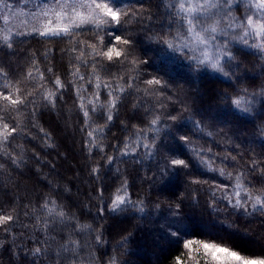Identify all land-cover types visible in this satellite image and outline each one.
<instances>
[{"label":"trees","instance_id":"16d2710c","mask_svg":"<svg viewBox=\"0 0 264 264\" xmlns=\"http://www.w3.org/2000/svg\"><path fill=\"white\" fill-rule=\"evenodd\" d=\"M12 2L14 11L22 7L29 9L24 5L25 0ZM118 2L142 13V16L108 31L132 39L129 58L138 61L139 71L133 74L138 81L157 78L165 87L155 95L138 92L136 86L128 89L121 94L117 107L112 110L111 122L106 118L107 107L98 108L96 112H90L87 127L83 113L77 107L73 87H69L57 100L55 108L42 105L38 108L34 117L36 127L28 122L27 112L19 117L23 131L13 142L22 146L16 149L19 154L17 162L0 157V164H3L0 168V209L19 215L11 235L0 232V241L3 242L0 264H33L35 258L29 252L35 247L32 241L45 238L44 234L36 231L35 217L41 214L39 206L46 198L55 199L69 216H75L81 224L91 226L81 239L96 249V256L99 257L96 264H107L113 256L119 264H172L173 258L185 251L182 241L191 238L216 241L247 254L264 255V241L259 242L255 237L264 232V213L254 212L250 207L247 213L227 207V201L221 198L219 190L214 201L210 188L226 185L219 184L220 181L231 186L234 181L209 171L200 163V158L193 155L195 147L197 151L204 152L211 149L210 154L217 157L235 156V160L224 163L216 159L214 167L224 168L233 176L244 173L257 188L264 186V180L257 182L247 171L250 156L264 158V139L255 134L257 126L264 124V104H257L251 115H244L233 111L223 99L224 94L234 95L236 89L247 88L252 92L264 87V61H259L246 49L238 53L240 67L236 74L240 82L233 78L230 84L218 74L197 69L183 55L156 39L167 31V0ZM18 25L22 31L27 30ZM18 39L22 42L13 49L0 50V66L13 82L21 80L25 88L32 90V83L24 80V76L34 57L41 69L51 66L65 83L71 79L70 76L67 79L63 76L70 60V54L62 51L69 47L66 41L49 42L42 37L27 35ZM79 39L92 42L95 34L85 32ZM111 39L110 35H105L106 43ZM48 49L53 51L45 61L42 53ZM81 72L86 73L87 70L81 68ZM109 72L127 79V68L124 66L117 65ZM100 75L108 78L107 73ZM84 86L88 89L85 95L91 98L94 84ZM139 86L143 87L142 84ZM104 99L102 91L101 102ZM37 102L40 104L39 98ZM68 111H71L68 124L81 163L76 162L74 154L68 155V141L60 135L58 121L65 119ZM148 112L161 114L158 134L148 133L149 136L156 135L154 154L146 155L145 150L140 149L130 155H122L124 143H131L135 139L134 132L144 128L152 118L147 115ZM168 114L176 119H168ZM196 122H200L203 133L196 128ZM94 129L103 131L95 132V144L89 151L85 143L89 139L87 132ZM180 135H187L191 144H182L178 139ZM106 155L114 157L111 164L104 159ZM170 157L183 158L189 166L178 173L172 169L168 176L160 179L157 173ZM65 160L73 162L75 169L67 166ZM93 167L98 169V173L91 172ZM76 175H80V181L87 183L81 188L80 196L75 195L79 181H76ZM255 176L258 178L259 173ZM193 180L202 183L196 184ZM125 184L131 199L143 202V211L130 206L125 213L111 211L113 194ZM177 204L179 215L174 214ZM26 212L29 215L26 216ZM170 214L180 225L182 221L186 224V230L179 229V236L175 238L164 237L158 226L159 216ZM97 234L102 237L100 245L95 244ZM124 236L128 239L121 247ZM163 241L166 245L162 246L160 243ZM142 249L149 251L151 257H142L139 253ZM36 264L41 262L36 261ZM43 264H49V261L45 259Z\"/></svg>","mask_w":264,"mask_h":264},{"label":"snow or ice","instance_id":"6c2138e0","mask_svg":"<svg viewBox=\"0 0 264 264\" xmlns=\"http://www.w3.org/2000/svg\"><path fill=\"white\" fill-rule=\"evenodd\" d=\"M14 7L12 0H0V50L13 49L16 44L22 42L18 38L25 35L42 37L49 42L66 41L69 47L62 51L70 54V60L69 68L63 76L65 79L70 76L71 79L65 83L51 66L41 69L40 63L34 57L24 76V80L32 83V90L29 91L21 80L13 82L0 66V157H7L13 163L17 162L19 154L16 149L22 146L13 142L23 131L19 117L27 112L28 122L32 127H36L34 117L38 108L41 105L55 108L57 100L63 97L69 87L74 88L77 107L83 113L86 127L91 119L90 112H96L98 108L107 107L106 118L111 122L112 110L117 107L121 94L128 89L136 86L135 90L138 92L155 95L165 87L157 78L138 81L133 75L139 71L138 61L129 58L132 39L115 31H108L142 16V13L126 8L118 0H41L35 9L28 13H17ZM165 7L167 31L156 39L183 55L197 69L218 74L219 78L231 84L233 78L237 83L240 82L236 74L240 67L237 63L238 53L246 49L259 61H264V0H167ZM18 16L30 17L19 22L27 31H22L21 27L13 23L14 18ZM85 32L94 33V41L79 39ZM101 33L110 35L112 39L106 43L105 35ZM52 51L48 49L42 53L45 61ZM117 65L127 68V79L125 76L109 72L110 68ZM81 68L87 72L82 73ZM102 72L107 73V79L100 75ZM85 84H94L91 98L85 95L88 92ZM102 91L105 93L103 102ZM38 98L40 104L37 102ZM223 99L233 111L251 115L257 104H264V87L252 92L247 88L236 89L234 95L224 94ZM147 115L152 118L144 128H138L134 132L135 139L131 143H124L122 155H130L140 149L145 150L146 155L154 154V149L157 148L156 135L149 136L148 133L158 134L159 124L162 122L161 114L148 112ZM168 119L175 120L176 117L168 114ZM195 126L203 133L200 122H196ZM40 131L43 132L44 129L41 128ZM96 131L103 129L87 132L89 139L85 143L89 146V151L95 144ZM255 134L264 139V124L257 126ZM178 139L185 146L191 144L187 135H180ZM95 146L102 150L99 145ZM210 153L211 149L204 152L193 147V155L200 158V163L205 168L234 181L231 186L215 185L210 188L214 201L216 191L219 190L222 193L221 198L227 201V207L245 213L250 207L254 212L264 213V186L257 188L244 173L233 176L231 172L226 173L224 168L214 167L216 159L219 158L221 163H224L230 159L235 160V156L217 157ZM104 159L111 164L114 157L106 155ZM249 160L248 173L252 174L257 182L264 180V158L253 155ZM188 166L185 159L170 157L164 161V167L159 169L157 175L163 179L169 175L170 170L175 169L178 173L180 169ZM2 167L3 164H0V168ZM91 172L96 174L98 169L93 167ZM256 173H259L258 178ZM192 182L202 183L199 180ZM100 195L103 196L102 191ZM142 205V201L134 202L131 199L125 184L113 194L111 211L125 213L130 207L143 211ZM39 208L41 214L35 217L38 225L36 231L44 234L45 238L32 241L35 247L29 252L35 258L33 264H36V261L43 264L45 259L49 264H96L99 259L96 249L81 239L82 234L90 229V225L81 224L75 216H69L55 199L46 198ZM174 214L179 215V204L175 206ZM25 215L29 214L26 212ZM18 221V214L0 209V232L11 235ZM71 221L75 222L70 223ZM171 235L178 237L179 233L173 231ZM127 239V236L122 237L121 247ZM2 243L0 241V246ZM101 243L102 237L97 234L95 244ZM182 247L185 251L175 256L172 264H264V255L247 254L216 241L184 239ZM107 264H119V261L113 256Z\"/></svg>","mask_w":264,"mask_h":264},{"label":"rangeland","instance_id":"374dc122","mask_svg":"<svg viewBox=\"0 0 264 264\" xmlns=\"http://www.w3.org/2000/svg\"><path fill=\"white\" fill-rule=\"evenodd\" d=\"M40 2H41V0H35V1L34 0H27V2L24 3V5L29 6V9L26 10V9H24L22 7V8H19L18 10H15V12H17V13H20V12L28 13V12L33 10V7H35V5L37 3H40ZM28 19H30V17L18 16L16 18H14L13 23H15V24H17V26H19L18 24H19L20 21H22V20L25 21V20H28ZM23 31H27V30H23ZM70 112L71 111H68L67 113H65L66 114L65 115V119H63V120L59 119V121H58V123L60 124V127H61L60 128L61 129V134L60 135L62 137H64V138H66L67 141H68V144H69V147H70V150L69 149H68L69 151L67 150L68 155L71 156V154H74L75 157H76V159H75L76 162L78 161V162L81 163V160L79 158L80 157V153L75 147L74 136L72 135V132H71V130L69 128V124H68V121H69V118H70V115H69ZM249 142L252 143L251 140ZM69 153H71V154H69ZM65 161H67V163H66L67 166L72 167L73 169H75L73 162L68 161V160H65ZM75 179H76V181L79 180L78 184H77V189L75 191V195L76 196H80L81 188L84 185H86L87 183L80 181V175H76ZM221 183H225L227 185L226 182L220 181L219 184H221ZM153 216H154V214H153ZM187 225L189 226L190 224L188 223ZM158 226H159V229L161 230V232H162L164 237H173L171 235V232L179 231V229L181 231H185L186 230V224L182 221V224L180 225L178 220H176L175 218H172V214H170L168 216L167 215L159 216ZM255 237H256L257 240H259V242H263L264 241V238H263L264 237V232H259L258 234L255 235ZM160 244L163 246V245H166V242L163 241ZM139 253H140V255L142 257H151V253L149 251H147L146 249H142Z\"/></svg>","mask_w":264,"mask_h":264}]
</instances>
